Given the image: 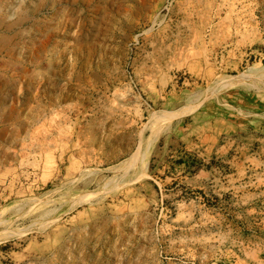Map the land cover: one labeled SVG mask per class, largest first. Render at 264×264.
I'll return each instance as SVG.
<instances>
[{"label": "rangeland", "instance_id": "1", "mask_svg": "<svg viewBox=\"0 0 264 264\" xmlns=\"http://www.w3.org/2000/svg\"><path fill=\"white\" fill-rule=\"evenodd\" d=\"M0 264H264V0H0Z\"/></svg>", "mask_w": 264, "mask_h": 264}, {"label": "bare ground", "instance_id": "2", "mask_svg": "<svg viewBox=\"0 0 264 264\" xmlns=\"http://www.w3.org/2000/svg\"><path fill=\"white\" fill-rule=\"evenodd\" d=\"M186 109H193L192 107H186ZM177 116V114H174V115H161L160 117H157L155 122H154V126H164V125H167L171 120H173L175 117ZM155 138H156V134L154 135V139H153V142L155 141ZM148 148V147H147ZM144 153V152H143ZM144 155V154H142ZM139 157V156H138ZM133 163V162H132ZM129 169V168H128Z\"/></svg>", "mask_w": 264, "mask_h": 264}]
</instances>
